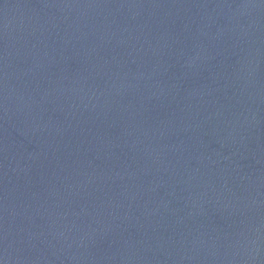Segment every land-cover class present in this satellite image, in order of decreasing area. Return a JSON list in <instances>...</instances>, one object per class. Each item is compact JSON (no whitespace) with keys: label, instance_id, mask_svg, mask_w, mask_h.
<instances>
[{"label":"water","instance_id":"1","mask_svg":"<svg viewBox=\"0 0 264 264\" xmlns=\"http://www.w3.org/2000/svg\"><path fill=\"white\" fill-rule=\"evenodd\" d=\"M0 264H264V0H0Z\"/></svg>","mask_w":264,"mask_h":264}]
</instances>
